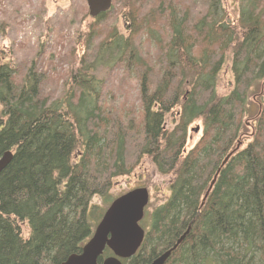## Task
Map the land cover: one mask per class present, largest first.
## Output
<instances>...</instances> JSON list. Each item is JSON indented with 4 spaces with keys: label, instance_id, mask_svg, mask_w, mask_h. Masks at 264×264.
I'll return each mask as SVG.
<instances>
[{
    "label": "trees",
    "instance_id": "1",
    "mask_svg": "<svg viewBox=\"0 0 264 264\" xmlns=\"http://www.w3.org/2000/svg\"><path fill=\"white\" fill-rule=\"evenodd\" d=\"M236 1L234 22L222 0H125L127 37L109 29L111 11L99 16L106 24L91 28L88 50H75L69 90L57 100L42 92L43 75L18 79L0 64V158L14 154L0 174V264H63L80 254L102 219L92 220L93 200L108 199L145 159L171 176L170 197L124 264L152 263L188 230L168 264H264V0ZM229 62L234 88L219 96ZM99 68L139 82L137 114L107 101ZM171 115L179 121L169 130ZM197 121L203 136L187 152Z\"/></svg>",
    "mask_w": 264,
    "mask_h": 264
},
{
    "label": "rangeland",
    "instance_id": "2",
    "mask_svg": "<svg viewBox=\"0 0 264 264\" xmlns=\"http://www.w3.org/2000/svg\"><path fill=\"white\" fill-rule=\"evenodd\" d=\"M124 3L125 0H113V8L109 14L112 24L108 23L110 30L116 29L127 36ZM222 4L230 20L236 22L239 15L238 1L222 0ZM104 24L101 27L96 19L90 17L86 0H0V64L14 68L18 79H23L31 72L43 75L45 81L41 84L42 92L52 100H57L69 90V86H66L68 77L77 67L73 56L78 57V53L82 54L87 49V43L84 42L87 41L91 28L100 31ZM1 26L7 29L5 34L2 33ZM147 40L142 38L140 49L143 51ZM153 44L151 49H155ZM97 79L104 84L103 94L107 95V101L112 98L118 108H125L128 112L135 111L136 114L139 112L140 87L135 78L122 69L99 68ZM233 88L234 78L229 62L219 77L217 93L219 96H226ZM254 95H257V89L250 95L253 112L258 109L261 101ZM178 121L177 117L169 116L167 128L172 130ZM195 129L199 131L195 132ZM202 136V121L194 122L189 128L187 152L199 143ZM248 142L249 140L245 141L244 146ZM239 146L242 147L243 144L239 143ZM170 183L171 176L160 175L152 162L145 159L131 176L118 180L108 199L93 200L92 220L97 222L100 217L103 218L111 202L123 194L137 188H146L149 190L150 204L142 226L148 231L151 215L170 197Z\"/></svg>",
    "mask_w": 264,
    "mask_h": 264
},
{
    "label": "water",
    "instance_id": "3",
    "mask_svg": "<svg viewBox=\"0 0 264 264\" xmlns=\"http://www.w3.org/2000/svg\"><path fill=\"white\" fill-rule=\"evenodd\" d=\"M86 2L89 15L93 19L108 13L112 8V0H86ZM198 131L199 129L195 130V132ZM238 150L239 146L225 159L204 201L213 190L221 170ZM13 157L12 152H7L0 158V174L9 166ZM149 202L150 194L146 188L132 190L117 198L105 212L93 237L83 247L80 254L70 256L63 264H98L106 249H109L113 256L104 260L102 264H123V261L131 260L138 253L145 239V231L141 227V222L144 220ZM188 233L189 230L171 250L160 255L150 264H167Z\"/></svg>",
    "mask_w": 264,
    "mask_h": 264
},
{
    "label": "bare ground",
    "instance_id": "4",
    "mask_svg": "<svg viewBox=\"0 0 264 264\" xmlns=\"http://www.w3.org/2000/svg\"><path fill=\"white\" fill-rule=\"evenodd\" d=\"M112 4H113V0H112ZM123 16V15H122ZM112 30V29H111ZM126 30V29H125ZM128 33V32H127ZM108 34V33H107ZM108 36V35H107ZM122 36V35H121ZM104 37H106V35H104ZM127 37V36H126ZM91 65V64H90ZM237 148V147H236ZM8 152H10V151H8ZM7 153V152H6ZM5 154V153H4ZM3 156V155H2ZM192 159V158H191ZM102 220V219H101ZM99 224V223H98ZM97 227V226H96ZM94 235V234H93ZM93 237V236H92ZM145 237H146V233H145ZM90 240V239H89ZM89 240H88V242H89ZM145 240V239H144ZM87 242V243H88ZM86 243V244H87ZM171 249V248H170ZM164 253V252H163ZM168 264V263H167Z\"/></svg>",
    "mask_w": 264,
    "mask_h": 264
},
{
    "label": "flooded vegetation",
    "instance_id": "5",
    "mask_svg": "<svg viewBox=\"0 0 264 264\" xmlns=\"http://www.w3.org/2000/svg\"><path fill=\"white\" fill-rule=\"evenodd\" d=\"M147 232V231H146Z\"/></svg>",
    "mask_w": 264,
    "mask_h": 264
}]
</instances>
